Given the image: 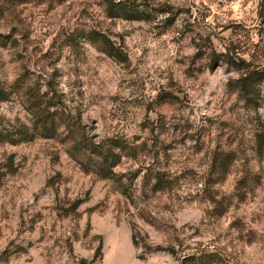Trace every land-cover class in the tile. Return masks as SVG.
Returning <instances> with one entry per match:
<instances>
[{
	"label": "rangeland",
	"instance_id": "1",
	"mask_svg": "<svg viewBox=\"0 0 264 264\" xmlns=\"http://www.w3.org/2000/svg\"><path fill=\"white\" fill-rule=\"evenodd\" d=\"M136 3L0 0V134L39 105L131 148L126 198L60 128L0 142V264H264V0Z\"/></svg>",
	"mask_w": 264,
	"mask_h": 264
},
{
	"label": "trees",
	"instance_id": "2",
	"mask_svg": "<svg viewBox=\"0 0 264 264\" xmlns=\"http://www.w3.org/2000/svg\"><path fill=\"white\" fill-rule=\"evenodd\" d=\"M137 0H106L107 11L109 18L122 19L128 21H144V12L139 9L141 4L136 3ZM98 35V34H97ZM93 38V37H92ZM101 42L107 46L106 38L99 35ZM112 47L107 46L106 52L113 55ZM264 82V76L256 74L254 79H245L242 81V90L244 91L247 102L256 104V95L258 94L259 84ZM56 113L50 112L48 109L37 105L33 111V120L31 131L27 127H22L16 131V135L0 134V142H9L12 144L18 142L32 141L36 136L41 138L51 137L60 128L58 135L63 137V140L69 144L67 154L78 164L80 169L85 174H92L100 180H108L117 184L121 194L129 198L126 185L118 173L115 172L116 167L120 163L124 155L130 154L131 148L123 139L111 138L96 141L87 137L81 128V123L63 113H60L59 121H55ZM51 128L52 130L50 131ZM14 136V137H13ZM16 136V137H15ZM17 138V139H15ZM82 201L77 200L75 206L78 207Z\"/></svg>",
	"mask_w": 264,
	"mask_h": 264
}]
</instances>
